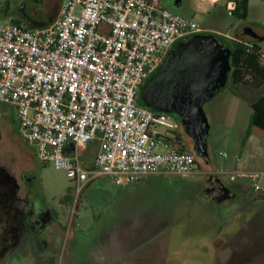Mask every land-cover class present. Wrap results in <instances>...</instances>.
<instances>
[{
	"label": "built area",
	"instance_id": "2783aa9c",
	"mask_svg": "<svg viewBox=\"0 0 264 264\" xmlns=\"http://www.w3.org/2000/svg\"><path fill=\"white\" fill-rule=\"evenodd\" d=\"M205 33L165 0H62L42 29L0 21V103L16 109L18 132L38 160L79 185L96 177L120 187L157 174L188 177L197 161L179 150L181 121L137 98L177 43ZM94 141L100 148L88 168L81 154ZM263 177L230 174L250 179L261 196Z\"/></svg>",
	"mask_w": 264,
	"mask_h": 264
},
{
	"label": "rangeland",
	"instance_id": "374dc122",
	"mask_svg": "<svg viewBox=\"0 0 264 264\" xmlns=\"http://www.w3.org/2000/svg\"><path fill=\"white\" fill-rule=\"evenodd\" d=\"M34 1L0 0V21L30 27L29 23L38 25L49 20L35 14L36 6L40 12L47 8ZM165 3L203 28L229 34L231 40L235 35L245 36L243 28L264 37V0H250L247 20L235 18L226 0L218 1L209 12L198 8L196 0H185L180 8ZM259 45L264 56V40ZM142 92L137 104L146 106ZM251 92L228 82L205 104L211 127L208 163L198 160L200 169L188 177L157 174L126 189L114 185L108 177H96L84 189L65 171L38 160L35 149L18 132L16 109L1 103L0 168L17 180L27 177L33 184L32 191L59 216L56 234L61 240L55 249L59 264H264V201L254 193L251 180H230L236 162L239 169H246L251 162L257 172L264 171V131L252 128L246 139L253 109L244 101L264 95V86ZM171 117L180 120L176 114ZM185 139L193 149L192 141ZM99 148L98 141L86 145L81 154L85 167L94 166ZM223 153L229 157H223ZM218 177L227 187L241 186L234 199L217 204L208 198L211 182ZM179 179L189 184L183 187ZM260 184L264 188V177ZM11 264H18L17 257Z\"/></svg>",
	"mask_w": 264,
	"mask_h": 264
},
{
	"label": "water",
	"instance_id": "95a60500",
	"mask_svg": "<svg viewBox=\"0 0 264 264\" xmlns=\"http://www.w3.org/2000/svg\"><path fill=\"white\" fill-rule=\"evenodd\" d=\"M42 0H35L37 5ZM168 5L180 8L183 0H165ZM39 6H36V9ZM51 20L32 28L42 29ZM244 35L259 42L264 40L251 28L241 30ZM232 49L218 34H202L188 37L177 43L169 52L158 72L143 88L145 105L158 112L176 114L186 133L194 141V152L209 158L208 137L210 124L204 110L222 92L229 82ZM208 195L217 204L236 197L218 178Z\"/></svg>",
	"mask_w": 264,
	"mask_h": 264
},
{
	"label": "flooded vegetation",
	"instance_id": "af4514ba",
	"mask_svg": "<svg viewBox=\"0 0 264 264\" xmlns=\"http://www.w3.org/2000/svg\"><path fill=\"white\" fill-rule=\"evenodd\" d=\"M56 6V0H52L45 15L47 19L52 17L50 10L54 11ZM38 8L36 15L41 13ZM188 140L192 141L194 149L193 139L188 136ZM195 155L197 160L204 159L196 153ZM178 181L183 187L189 184L185 179ZM212 183L213 180L211 185ZM32 187L33 184L27 182V177L22 176L17 180L6 169L0 168V264H11L16 257L18 264H59V259L55 256L56 246L61 240L60 234H56L59 216L40 195L32 191ZM208 198L212 199L210 196ZM252 202L257 200L253 199ZM228 246L226 244V250ZM67 258L68 256L66 260Z\"/></svg>",
	"mask_w": 264,
	"mask_h": 264
},
{
	"label": "trees",
	"instance_id": "16d2710c",
	"mask_svg": "<svg viewBox=\"0 0 264 264\" xmlns=\"http://www.w3.org/2000/svg\"><path fill=\"white\" fill-rule=\"evenodd\" d=\"M229 2L233 3V9L231 10V14L235 18H237L238 20L248 19L250 11L249 0H229ZM246 36L247 35L238 37V35H236L235 39L232 40L221 36L226 43L230 44L232 49V56L230 60L231 72L229 75V82L235 88L244 86L251 89H261L264 86V56L262 54L259 41L254 40L252 38H246ZM147 83L148 81L141 87V91ZM138 97H141L140 92ZM251 107L253 109V112L250 118V127L247 130L246 139L250 138L252 128H258L264 131V95H261L257 99V101L251 105ZM185 136L188 137L186 132L184 135V139ZM185 140L184 143L179 147V150L190 151L194 154L197 161L198 170L200 169L199 161L197 160L193 149L189 148ZM85 150L86 149L82 150V154L83 152H85ZM206 160H208V158ZM261 198L264 201V196H261Z\"/></svg>",
	"mask_w": 264,
	"mask_h": 264
},
{
	"label": "crops",
	"instance_id": "0c3cea01",
	"mask_svg": "<svg viewBox=\"0 0 264 264\" xmlns=\"http://www.w3.org/2000/svg\"><path fill=\"white\" fill-rule=\"evenodd\" d=\"M197 2H198V8H203L205 11H208L209 12V9L210 8H213V7H215L216 6V4H217V2L218 1H220V0H196ZM51 2H52V0H42L41 1V4H43L44 6L46 5V8H47V11L45 10V11H43V12H41V14L42 15H46V12H48V8H49V6L51 5ZM184 2H185V0H183V2H182V4H181V6L184 4ZM226 2H227V7H228V9H230V7H233V3H231V2H229V0H226ZM56 3H57V6H56V8H55V10L53 11V9L52 10H50L51 11V15H52V17L49 19V20H51V24L56 20V18H57V16H58V12H59V8H60V6H61V3H62V0H56ZM249 4H250V0H249ZM204 11V12H205ZM40 14V13H39ZM49 20H47V21H49ZM50 25V24H49ZM205 30H206V34H218V35H221V36H224L225 38H228V39H231L232 37L229 35V34H226V33H222V32H220V31H218V30H216V29H214L213 27H207V28H204ZM240 31V29L237 31V33L236 34H238V32ZM236 36V35H235ZM237 89H244L246 92H250V93H252L251 92V88H248V87H244V86H240V87H236ZM253 90H255V89H253ZM253 94V93H252ZM259 98V97H258ZM258 98H256V99H254V100H244V101H246L247 102V104L251 107V105L253 104V103H255L256 101H257V99ZM236 103V102H235ZM252 108V107H251ZM258 129V128H257ZM261 130V129H260ZM263 131V130H262ZM236 156V155H235ZM238 162H236L235 163V171H234V173H231V174H235V173H237V172H239V171H241V170H251V171H253V172H257L256 170H255V168H254V166H253V164L251 163V162H247V167H246V169H239V167H238V164H237ZM264 172V171H263ZM218 179L221 181V183H223L222 182V180L218 177ZM238 179H243V180H250V179H247V178H237V180ZM262 179V178H261ZM213 180H215V179H213ZM236 180V181H237ZM92 181L93 180H90L89 182H87V183H85V184H83V185H81V186H83L84 187V189L85 188H87L88 186H90L91 185V183H92ZM236 181H232V182H236ZM112 182V181H111ZM113 183V182H112ZM114 184V183H113ZM114 185H116V184H114ZM136 185V184H135ZM135 185H132V186H135ZM117 186V185H116ZM132 186H127V187H121V188H131ZM120 187V186H119ZM232 192H234L235 194H236V196H237V193H238V191H241V186L240 185H236L235 187H233V188H230V187H228Z\"/></svg>",
	"mask_w": 264,
	"mask_h": 264
}]
</instances>
